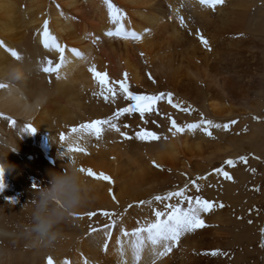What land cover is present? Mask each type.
Segmentation results:
<instances>
[{
  "label": "bare ground",
  "instance_id": "6f19581e",
  "mask_svg": "<svg viewBox=\"0 0 264 264\" xmlns=\"http://www.w3.org/2000/svg\"><path fill=\"white\" fill-rule=\"evenodd\" d=\"M263 1L225 0L213 9L199 0H112L126 13L125 27L143 33L140 40H133L106 35L115 25L104 0H0V41L23 57L17 60L0 46V82L11 85L10 90L0 89V113L16 120L13 126L0 118V166L5 184L0 191V264H48L49 257L53 264H84L85 260L121 264L117 243L121 230L131 231L154 220V210L164 208L159 202L149 207L139 201L190 186L187 175L214 179L215 160L231 152L213 143L201 129L173 136L163 115L153 114L146 125L138 113L121 118L122 124L131 125L129 135L138 127H147L161 136L159 141L128 140L112 130L97 140L71 129L126 106L118 83L113 82L127 73L130 90L138 94L172 92L174 102L195 109L186 113L160 101V112L170 113L179 124L198 122L201 113L217 124H228L231 131H210L232 147L242 131L239 125L231 127V121L234 115H253L254 104H258L252 99L255 85L259 78L264 80V54L251 35L262 31ZM177 8L188 27L179 23ZM46 20L59 42L89 57L85 62L66 50L72 62L61 70L59 79L41 71L42 62H59V53L43 45ZM200 34L209 41L210 50ZM93 64L97 72L108 74L109 85L117 89L115 103L93 95L103 88L89 71ZM26 125L36 132H25ZM61 134L73 138L86 152L67 153ZM70 157L76 167L91 168L112 179L97 180L81 172L88 183L70 189L69 196L79 198L84 207L69 215L60 206L49 205L45 211L53 226L46 232L37 231L34 214L42 206L41 191L47 188L51 172L73 166ZM170 174L179 186L167 184ZM170 202L175 203V198ZM215 209L202 214L207 227L184 234L167 255L157 257L145 248L141 264H220L219 255H211L221 251L222 244ZM88 212L96 215L89 217ZM104 212L116 215L106 217ZM114 219L117 223L108 240L105 226H111ZM123 239L127 244L128 238ZM106 241L107 251L103 248ZM131 256L129 249L125 258L130 264Z\"/></svg>",
  "mask_w": 264,
  "mask_h": 264
},
{
  "label": "snow or ice",
  "instance_id": "6c2138e0",
  "mask_svg": "<svg viewBox=\"0 0 264 264\" xmlns=\"http://www.w3.org/2000/svg\"><path fill=\"white\" fill-rule=\"evenodd\" d=\"M225 0H199L201 5L211 7L213 9L216 8L217 5H222ZM104 3L107 6L108 13L113 25H115L114 30H110L106 33L107 36L112 37H123L125 39L131 38L133 40H140L142 38L143 33H138L136 31L129 30L125 27V18L126 13L117 7L116 4L112 2V0H104ZM185 5L181 3L180 7H184ZM59 7V5H57ZM171 7V6H170ZM174 12L179 20V23L188 27L187 22L183 15H180V9H174ZM145 31H149L145 29ZM43 45L45 48L49 50H55L59 53V62L53 63L52 60H47L46 63L42 62L41 71L49 74H56V78H61V70L66 68L68 64H70L71 58L66 55V50L72 54V56L84 60L88 62L89 57L76 48H68L67 45L59 42L58 38L53 35L49 30L48 21L46 20L43 25ZM99 39V38H97ZM200 40L203 45L210 50L209 41L200 34ZM0 46L5 47L13 57L17 60H22L23 57L14 49L7 48L4 45L3 41H0ZM143 55V53H141ZM89 71L93 73V75L98 79L100 85L103 86L102 91L100 93H93V95H101L105 102L111 101L115 103L117 97V89L111 85H109L108 74L100 73L96 71V67L93 64ZM14 77H18V73L13 74ZM149 79H153L151 74L149 73ZM128 74H124V78L119 81H114L113 83H118L119 85V93L123 95L124 99L128 102L126 106L117 108L111 115L104 118L92 119L87 123H81L78 127H73L71 129L72 133H81L89 136H94L97 140L102 138V134L107 130L115 131L119 134L120 137L124 139L131 140L133 138L138 139L140 141H159L161 136L156 131H151L147 127H138L134 130L133 135H129L127 129L131 127L129 124H122L121 118L126 116H132L133 114L138 113L139 119L143 121L146 125L149 123V119L153 114L160 116L163 115L169 121L170 126L168 128V132L173 136L184 133L185 131H195L197 129L203 130L209 136H212V132L210 129L213 128H222L227 130L228 124H217L214 121L207 119L203 116V113L200 114L201 118L198 122L195 123H184L179 124L176 119L172 117L170 113H161L158 109L157 105L160 101H167L173 108H177L183 112L190 113L195 111L191 106H182L179 102H174L172 92H160L158 94H138L135 91L130 90V86L128 84ZM153 83L155 80L153 79ZM10 83L0 82V89H9ZM146 116L148 117L146 119ZM0 118H4L11 122L13 126L16 124V120L8 116L4 113H0ZM153 124L156 123L155 120L151 121ZM232 124H235L236 121H231ZM158 126V125H157ZM25 132L35 133L36 129L31 127L30 125H26L24 128ZM163 139L167 140L168 137H163ZM61 141H65L68 145L67 153L72 152H86V149L83 146L74 143L73 138L68 137L64 134L60 136ZM66 155V153H65ZM71 163L75 165L76 161L74 158H71ZM247 157L242 156L240 160L247 162ZM226 163L230 166H234V161L229 159ZM153 164L160 168L161 165L157 164L153 161ZM80 172H86V174L90 177H93L97 180H105L111 181V177L105 175L103 172L97 174L91 168L84 169L79 168ZM65 171H67L65 169ZM217 174L223 175L224 179L231 180L228 171H225L223 168H217L214 170ZM254 171V170H253ZM206 177H197L195 180H191L190 183L193 185L198 192L200 189V185L197 183V180H203ZM5 187L4 184V168L0 166V191ZM34 188L37 185H33ZM188 185H185L184 188H181L176 191H169L165 194L154 195L149 200L139 201L140 205H147L151 207L153 202H159L164 205L163 209L154 210L155 219L149 222H145L140 226L128 231L127 229L121 230V237L118 238L117 243L119 245L118 251L121 254V264H130L129 260L125 257L127 256V250H131V264H141V258L143 255V251L145 248L150 249L157 257L165 256L170 253L175 246L178 245L180 238L190 232H195L198 229H203L207 227L205 220L203 218V213H208L213 210L214 207L223 208L225 205L220 202L217 203L215 201H209L204 199L199 195H188ZM176 199V203H171L173 199ZM115 199V196H113ZM187 202V206L184 207L183 202ZM129 208L132 207L130 204ZM89 217L95 216V212L86 213ZM104 216L108 217L111 215H116L115 213L104 212ZM122 216V214H120ZM117 221L112 220L111 226L106 225L105 227L109 230L105 233L107 239H111V228L116 226ZM139 223V222H138ZM95 231V229H92ZM124 237H127V244L125 243ZM264 246V244H262ZM103 248L105 251L108 249L107 241L104 243ZM219 250L213 251L211 255H223ZM48 264H53L52 258H48ZM84 264H89L87 260L84 261Z\"/></svg>",
  "mask_w": 264,
  "mask_h": 264
},
{
  "label": "rangeland",
  "instance_id": "374dc122",
  "mask_svg": "<svg viewBox=\"0 0 264 264\" xmlns=\"http://www.w3.org/2000/svg\"><path fill=\"white\" fill-rule=\"evenodd\" d=\"M251 35L258 50L264 54V40H261L264 38V22L262 31L252 32ZM261 73H264V68ZM252 99L258 101L256 107L254 104L253 115H234L236 123L231 124V127L239 125L242 131L233 139L235 145L230 147L229 142L222 140V136L217 133L209 137L225 152H231V155L215 160L214 164L216 169L228 171L232 179L226 180L223 175L216 174L214 179L197 180L200 185L197 192L190 181L200 176L185 177L190 184L188 195H199L225 205L223 208L214 207L215 219L222 226L220 252L224 254L219 255L220 264H264V80H257ZM242 156L248 158L246 163L240 160ZM229 159L235 162L234 166L226 163ZM167 184L176 187L180 185L172 174ZM185 204L187 206L186 201Z\"/></svg>",
  "mask_w": 264,
  "mask_h": 264
},
{
  "label": "clouds",
  "instance_id": "9594fccd",
  "mask_svg": "<svg viewBox=\"0 0 264 264\" xmlns=\"http://www.w3.org/2000/svg\"><path fill=\"white\" fill-rule=\"evenodd\" d=\"M78 169V167L73 165L67 171H53L50 173V182L47 188L41 191L42 206L34 214L36 220L34 228L37 231L46 232L53 226L45 211L49 205L60 206L69 215L84 207L79 198H71L69 196L70 189L88 183Z\"/></svg>",
  "mask_w": 264,
  "mask_h": 264
}]
</instances>
